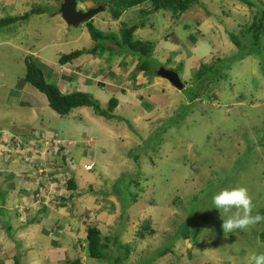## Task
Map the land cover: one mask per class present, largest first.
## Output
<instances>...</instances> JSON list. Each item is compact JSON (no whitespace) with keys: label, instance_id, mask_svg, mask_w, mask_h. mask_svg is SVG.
Here are the masks:
<instances>
[{"label":"rangeland","instance_id":"374dc122","mask_svg":"<svg viewBox=\"0 0 264 264\" xmlns=\"http://www.w3.org/2000/svg\"><path fill=\"white\" fill-rule=\"evenodd\" d=\"M76 1L77 8L84 10V6L82 9L80 7L82 0ZM92 1L94 7L101 4L105 6L93 19L103 34L119 36L122 25L129 26L133 22L140 25L141 21L144 24L134 31L135 34L133 32L134 40L146 38L142 41L152 42L154 47V42L161 46L167 40L169 48L164 52L166 56L162 57L157 46L156 51L160 53H155L153 49L151 57L166 69L180 67L179 76L185 87L182 90L173 88L174 93L170 98L166 95V102L169 104L165 107L156 106L152 112L154 115L143 111L138 119H134L135 112L119 107L118 115L128 123L118 122L116 119L111 121L108 130L110 141L105 140L106 137L94 129L96 143L100 145L93 148L94 142L89 141L87 136L90 122L84 114H76L78 109L61 117L48 105L40 103V99H33L30 93H24V99L21 100L22 93L18 88L25 82L19 83L18 80L13 84V78L15 73L23 75L24 66L23 69L20 67V72H15L11 65L17 63V58L13 56L0 77V82H4V85H13L15 88L7 105L0 90V113L6 120L0 123V131L13 126L20 130L29 115L34 119L35 125L43 119L44 125L37 127L56 132L61 144L71 148L73 162L79 167L59 169L60 177L56 181L66 182L68 177L75 175L73 177L77 190L66 189L65 183L59 184L60 187L55 191L62 190L61 196L81 194L83 207L86 204L83 199H87L90 206H95L96 209L92 208L95 209L94 215H91L93 212L90 209L83 208L81 217L85 218L83 226L90 222L108 238L105 258L98 260V264H244L249 252L264 251V240L259 236L260 232H264V221L248 230L224 237L219 212L215 209H200L210 207L211 196L215 191L231 186H244L248 189L254 205L253 215L257 209L264 207V37L261 40L260 55L255 53L242 60L235 59L239 51L229 39V33H232L243 42V47L249 45L250 36L246 32V26L257 12L258 7L255 5L258 0H250L255 3V7H248L241 0H197L176 18L163 11L141 17L139 10L135 8L127 12L125 10L120 17L108 9L105 0ZM42 2L38 6L48 9L49 6L44 5L45 0ZM144 6L149 9V5ZM51 14H45L44 27L56 26L54 24L60 21L51 17ZM40 18L42 19V15ZM203 19L206 22L202 24ZM200 23L201 27H207L198 35L196 31L199 30ZM87 28L86 24L68 28L75 35L84 29L82 48L86 47L89 40ZM192 44L195 46L191 52L194 60L182 59L183 53L190 55L189 46ZM75 45L69 50H78ZM243 50L246 51L245 48ZM18 54L19 57L22 56L21 53ZM217 57L234 58L228 63H216L218 74L214 70L208 71L203 84L197 81L194 71L198 69V63L210 64ZM26 58L25 67L28 61ZM153 61L150 58L151 68L157 67ZM59 66L57 62V67ZM101 71L104 72L103 69ZM210 74L215 75V81L209 82ZM63 75L69 76L68 73ZM64 80L68 81V78L64 77ZM47 81L57 84L58 79L56 75H52ZM71 83L69 80L65 86ZM108 95L110 98L116 97L113 91ZM12 101L18 104L12 105ZM20 101L22 105H19ZM35 108L40 115L34 118ZM88 108L94 112L92 108ZM14 133L15 130H12V134ZM1 144L0 193L5 195L18 190L10 189V185H18L21 180L32 181L33 164L31 158L22 159L14 152L15 170L10 176L9 167L12 162L8 164L9 157L6 155L13 150L12 144ZM81 147H88L85 156H89V161L93 158L89 170L85 169L87 165L82 166L85 159L75 156ZM102 147L104 155H101ZM2 152H5L4 158L1 156ZM59 162L56 160L57 164ZM34 169L37 170V167ZM78 173L82 175L80 180ZM36 175H46L47 180L53 181L51 174L36 172ZM120 177H124V182L119 187L117 181H121ZM16 180L19 182L16 183ZM132 181H136V184L131 183ZM21 186L24 187L23 184ZM126 186H129V190L137 198L122 216L123 210L118 197H124ZM33 194L34 200H30L28 194L26 202L36 203V191L32 192L31 197ZM25 211L26 206L19 204L18 213L24 214ZM0 212V228L6 233L9 230L6 231L5 225L1 224L8 223L10 213L2 209ZM100 214L106 215L105 219L101 220ZM143 224L149 226L150 230L144 232V237H140L138 230ZM204 229L214 230L215 238L211 234L207 237L202 232ZM65 237L61 240L68 242ZM115 239L120 243L119 249L114 247ZM170 246L173 253L159 255V250ZM73 253L75 254L74 251ZM69 258L72 260L76 255L69 254Z\"/></svg>","mask_w":264,"mask_h":264},{"label":"crops","instance_id":"0c3cea01","mask_svg":"<svg viewBox=\"0 0 264 264\" xmlns=\"http://www.w3.org/2000/svg\"><path fill=\"white\" fill-rule=\"evenodd\" d=\"M42 1L43 0H0V19L22 16L31 8L38 7L40 3H43ZM92 2V0H82V5H80L81 9L83 6L85 7V9L94 7V4ZM60 3L61 0H45L44 5H48L53 9H50L49 7L47 9V7H45L43 9V13L41 14H33L28 18L15 21L0 28V77L3 76V71L8 66V61L13 56H15L17 58V63L12 64L11 67L15 72H20V67L21 69H23L22 66H24V70H22L23 75L22 73H15L13 84L18 80L20 83L25 74L26 67L24 65V60L27 57V60L32 59L39 65L43 64L44 67L42 70L46 74L47 78L49 76L56 75L58 82L55 85H57L60 88V91H62L63 93H69L75 90L85 91L90 93L95 99H98L102 104H105L110 98V94L108 95V93H110V89H108L107 87L115 88L116 90L113 91V93L118 99V106L115 110L117 114L118 108L123 106L128 111L131 110L132 113L135 112L136 115L134 116V119H138L143 111H146L149 115H154L152 112L154 111L156 106L165 107L169 104V102H166V98H170V95L174 93L173 88L175 87H173L168 81L159 76L148 75L145 72L139 71L136 67L138 63V56L135 54H121L115 56L110 54V48H108L103 53L104 56L103 54H83L72 63H66L63 64L64 66L60 65L59 67H57L59 56L61 54L69 52V49L72 48L74 44H76V49H82V39L84 37V29L79 31L77 35L68 31V28L71 27V25H68L62 19L59 12ZM40 7L43 8L42 6ZM139 8L140 7H137L135 9L139 10ZM47 12L52 13L51 17L54 16L56 19L60 20L56 24H54L56 26H43L45 22L44 16ZM125 12H127V10ZM40 15H42V19L40 18ZM122 15L123 14H121L120 17ZM92 22L93 26L99 30L98 26L95 23V20ZM205 22L206 19L202 22V24ZM132 24L137 23L133 22L129 25ZM202 24H198L199 30L196 31L198 35L199 32H203V30H205V28L207 27L204 25L201 27ZM205 34L206 32L204 33V35ZM87 35V38L89 40L86 42V47L83 48H89L94 45L90 34L87 33ZM145 39L146 38H135V40ZM154 44L155 53H160L159 51H156V48L158 46L162 53V57L163 55L166 56L164 52H166V50L169 48L167 45L169 44V42L167 40H164L161 46L157 45L155 42ZM170 44L174 45L172 43ZM189 47L190 55H186V53H183L182 59L189 58V60H194L191 56V52L194 50L195 46L194 44H192ZM170 50L172 51V49ZM18 53H21L22 56L19 57ZM67 65L70 66L65 67ZM102 69L104 70V72L101 71ZM170 69L173 70L172 67H170ZM66 73H68L69 76L63 75ZM20 76H22V78ZM64 77H67L68 80L70 78V83H72L65 86L68 81L64 80ZM3 83L4 82H0V90L3 93V99L5 100V104L7 105L8 99L12 95H14L15 88H13V85H4ZM100 83L105 85V87L100 86ZM61 84L63 85L62 87ZM18 90H20L22 93L21 100L24 99V93H30L31 95H33L32 98L36 97L37 99L41 100L40 103L48 105L45 96L27 83H25L21 88H18ZM22 101L19 102V105H22ZM11 104L17 105L18 103L16 104L15 101H12ZM37 105H39V103H37ZM28 106H31V104H28ZM75 109H78V112L76 113L78 114V116L84 114L88 117L91 127L87 128L89 130L87 136L89 137V141L94 142L93 148H98L100 145L96 143V138L93 134L94 129L96 130V132H100L102 136L106 137L105 140L109 139L110 141L108 130L111 127L110 122L114 119H105L97 115L95 112L90 111L88 107H79ZM39 115L40 114L36 113L35 108L33 117L35 118ZM4 119L5 117L0 113V123L6 121ZM43 123L44 122L42 119V121H37L35 125L34 119L31 116L27 115L26 120L24 121V126L20 130L16 129L15 126L8 129L15 130V132L20 133V135L25 137V139L29 138V141H31L35 136H40L41 134L45 133H52L49 129L37 127L44 125ZM47 125H50V123H47ZM0 128H2V126H0ZM5 131L8 130H2L0 131V133H4ZM54 134H56V132H54ZM57 138H59V135L57 136ZM38 139L39 144L37 146L39 147L41 144V137H38ZM1 142L2 141H0V144ZM3 143L5 142L3 141ZM88 147H81L76 151L75 155L76 158L80 157L81 159H85V163L87 164L83 163L84 165L91 164L93 160V158H91L89 161V156H85V152H87L86 148ZM103 150L104 149L102 147V150H100L102 152L101 155H104ZM96 152H98V149ZM15 153L16 155H19L22 159H24L25 155L28 156L31 151L29 150ZM67 154L69 155V157H71V148H68ZM1 155H3V153H1ZM2 157L4 158V156ZM14 158V154L10 155L8 158V164L12 162L11 166L9 167L10 176L13 175L15 170V162H13ZM62 163L63 162H61V164ZM77 166L79 167V165ZM85 173H87L86 170ZM64 174L62 173V176L66 177ZM73 176L75 177V175ZM77 177H79L80 180L82 175L78 173ZM31 178L32 181L21 180L18 185H16L15 183L14 185H10V189H18L17 191L13 190V193H6L5 195H2L0 193V197L2 199V202L0 201V209L4 210L7 213H10V217H8V223L1 224V226L5 225L4 228L6 229V231L9 230L6 233H10L6 234L0 228V264H16V262L18 264H63L69 261V254L76 255V258L80 259L81 264H98V259L88 257L85 247L86 229L88 226L93 224H89V222L88 224L86 223L85 226H83L82 222H85V218L83 219V217H81L83 208H85L86 210L90 209L93 212L91 215H94V210L96 209L95 206H90L87 199H83L86 202L83 207V205L81 204V194L78 195L73 193V197L71 198H73L74 200L71 198L68 199L63 206H57L54 208L52 206H50L49 208L40 206L41 208L36 210V203L30 204L32 201H30L29 203L26 202L28 200L27 195L30 194V200H34V194L32 195V197L31 194L34 191L37 192L39 189V192L36 195L44 198V196L41 194L42 189L44 191H47L49 184H57V186H59L60 183H58L54 179L52 182H50V180H46V182H41L43 186L39 187V183L35 181V170H32ZM18 182L19 181L16 180V183ZM22 184L24 185V187L21 186ZM57 193L61 196L62 190H58ZM67 196L68 195L65 194L64 197L66 198ZM19 201H21V203L26 206L27 211H25L24 214L18 213L19 204H21ZM76 203L77 205H75ZM14 204L16 205L13 206ZM13 212L16 217L14 216ZM105 216L106 215L102 216L100 214L99 217L102 220L105 219ZM92 219H94V217H92ZM91 222H94V220ZM64 236H66L65 238H67L68 242L61 240V238ZM70 244H72V246ZM73 251L75 252V254L73 253ZM16 259L19 260L16 261Z\"/></svg>","mask_w":264,"mask_h":264},{"label":"trees","instance_id":"16d2710c","mask_svg":"<svg viewBox=\"0 0 264 264\" xmlns=\"http://www.w3.org/2000/svg\"><path fill=\"white\" fill-rule=\"evenodd\" d=\"M105 1L108 9L111 10L113 13H115L116 16H120L121 13L125 10L140 7L139 12L141 17L148 16L149 14L155 12L156 9V12H160V11L167 12L170 13V15L171 14L174 15V17L176 18L178 17V15L187 11L192 6V4L197 0H105ZM241 1L244 2L248 7L256 6L258 7V9L257 12H255V14L253 15L252 21L249 23L248 26H246V32L250 36V41L248 46L244 45L243 47L242 46L243 42L240 41L239 37L235 34L229 33L230 41L239 51V54L236 55L235 57V59L238 60H242L246 56L255 53L256 55H260V51H261L260 48L262 46L261 40L262 37H264V1L258 0L256 5L254 2L250 0H241ZM145 4L149 5V9H146V7L144 6ZM41 13H43V9L40 6H38L31 8L27 13H25L22 16L2 18L0 19V28L8 24H11L15 21L28 18L33 14H41ZM85 24L88 27L87 30L88 33L90 34V37L94 45L89 48L73 50L70 53L60 55L58 58V62L60 65L66 63H72L74 60L78 59L83 54L102 55L108 48H110V54L115 56L121 54L137 55L138 56V63L136 65L137 69L147 74L158 76L156 74V71L160 68L161 63L154 60L156 63L155 65H157V67L151 68L149 66L150 58L153 61L151 57L152 51L154 49V46H152V42L134 40L132 37L133 32L140 26L142 27V25L144 24L143 22L140 21V25H138V23L129 26L122 25L121 30L119 32L120 33L119 36L111 33H109L108 35L103 34L101 31H99L93 26L92 20L84 23V25ZM244 48L246 49V51L243 50ZM262 55L264 56V54ZM217 58L218 59H215L216 60L215 62L212 61L210 64H206V63L202 64L200 62L201 64L197 66L198 69L196 68L194 71V77L197 81H200V83L203 84V81L206 80L205 75L208 71L214 70V72L218 74L219 71L218 68L216 67V63L219 62L228 63L234 57H227L228 59H223L221 57L220 59L219 57ZM43 67H44L43 64L39 65L32 59H28V61H26L25 74L21 81L28 83L29 85L34 87L38 92L43 94L47 100L48 106L57 115L62 117L68 115L69 112L75 108L90 107L97 115L105 119H116L117 121H125L126 123H128V121L124 117L116 114L115 112L118 106V99L116 97H111L109 98L107 103L102 104L100 101L99 103L98 100L95 99L90 93L85 91L75 90L69 93H62L57 85L51 84L47 81V76L42 70ZM174 70L177 71L178 74H180L181 68L176 67ZM213 76L212 74L209 75L210 77L209 82L215 81ZM69 80L71 81L70 78ZM100 86L105 87V85L103 84H101ZM107 88L110 89V91L116 90L113 87H107ZM59 149L60 151L65 150L64 146H60ZM71 162H72L71 167L77 166L76 162H73V159L71 160ZM120 178L121 181H117L119 187L121 186L120 185L121 182L122 181L124 182V177H120ZM131 183L136 184V181L135 182L132 181ZM65 187L70 191L77 190V185L74 181L73 175H71L66 180ZM123 194L124 197L121 196L118 197V200L120 201L121 210H123L121 214L122 216L125 215V210L129 207V205L132 202H135L137 198L136 194L129 190V186H126L125 192H123ZM70 198H71V194L68 195L66 198L64 196H60L59 199L57 200L58 202L57 201L55 202L54 207L65 205L67 200ZM0 201L2 202L1 197H0ZM36 204H37L36 210L40 209L41 208L40 206L47 208L46 205H44L38 199H36ZM254 214L255 215L259 214L261 216H264V207H260L259 209H257ZM145 225L146 224H143L142 227L138 230V234L140 235V237H144V232H149L148 231L149 226H145ZM259 236L264 240V232H260ZM184 237H185L184 239H186V236ZM107 239L108 238L106 236L102 235L101 230L97 226L95 225L88 226L85 235V247L88 257L95 258L98 260L104 258L105 257L104 251L107 250L109 246L107 245L108 243L106 242ZM114 243H115L114 247L116 246L117 249H119L118 247V245L120 246L119 241H116L115 239ZM167 253H173L171 246L170 248H164L163 250H159V255H164ZM16 264L18 263L16 262ZM63 264H81V261L79 258H75Z\"/></svg>","mask_w":264,"mask_h":264},{"label":"clouds","instance_id":"9594fccd","mask_svg":"<svg viewBox=\"0 0 264 264\" xmlns=\"http://www.w3.org/2000/svg\"><path fill=\"white\" fill-rule=\"evenodd\" d=\"M85 10H81V11H85ZM6 130L8 131L5 132H12L11 129H6ZM2 133L3 132L0 133L1 134L0 137L2 136ZM53 133L54 132L45 133V134H53ZM14 134L20 136V138L24 143L30 142L29 138L25 139V137L20 135V133L15 132ZM42 135L43 134H41L40 136H35L33 137V139H37V141H39L38 137H41ZM55 135L58 136L57 133ZM67 153L68 151L64 152V150L62 151L59 150V153L57 152L55 156V161L56 160L60 161L58 164L56 163L60 169L71 168L72 158L69 157ZM61 162L63 163L61 164ZM253 208L254 205L252 202V197L249 195L248 189L244 186H231V187H223L220 188L218 191H215L211 196L210 207L200 209V211L211 210V209L217 210L219 212V218L222 221L221 229L223 235L224 237H227L229 234H235L238 231L248 230L252 226L260 223L261 221H264V216H261L259 214L253 215ZM202 232L206 234L207 237L209 236V234H211L212 238H215V232L212 229H204ZM244 264H264V251L249 252L245 257Z\"/></svg>","mask_w":264,"mask_h":264},{"label":"built area","instance_id":"2783aa9c","mask_svg":"<svg viewBox=\"0 0 264 264\" xmlns=\"http://www.w3.org/2000/svg\"><path fill=\"white\" fill-rule=\"evenodd\" d=\"M0 141L5 142L2 144L3 146H5V144H7V146L12 144L13 150L10 151L9 155H6L8 157L12 155L14 152H23L29 150L31 151V153L28 156L25 155V159H28V157L32 159V164H34L32 168L33 170H35V177H37L35 178V181L39 183L38 184L39 187L43 186L41 182L43 181L46 182L47 178L46 175L42 177H38L36 175V172H38V174H41L43 172L45 174H51L50 178L54 180H57L58 177H60L59 174L60 168L56 164L55 156L57 152L60 150L59 147L65 145L61 144L62 141L59 138H57V136L54 133L43 134L41 136V140H40L41 144L39 147L37 146L39 144V141H37V139H33L29 143H24L20 138V136L16 134H12V132L2 133V136L0 137ZM67 151H68V146H65L64 152ZM2 153L3 155L5 154V152ZM34 167H37V170L34 169ZM84 167H86V165H84ZM85 169L87 170L91 169V164L87 165ZM57 182L60 184L66 183L65 181H61V180ZM56 188H58L57 184L56 185L49 184L47 191H44L43 189L41 190V194L44 196V198L36 195L38 194L39 189L35 195L36 197H38L39 201H41L44 205H46L47 208H49L50 206L54 207V204L57 201L55 200V198H57V196L59 195L57 193L58 190L55 191Z\"/></svg>","mask_w":264,"mask_h":264},{"label":"water","instance_id":"95a60500","mask_svg":"<svg viewBox=\"0 0 264 264\" xmlns=\"http://www.w3.org/2000/svg\"><path fill=\"white\" fill-rule=\"evenodd\" d=\"M104 9L103 5H98L97 7H91L85 11L78 10L77 1L76 0H61L59 12L61 14L62 19L73 27H77L83 23L90 21L94 15L99 13ZM156 74L168 81L173 87L182 90L185 85L180 79L179 74L172 70L166 69L161 66Z\"/></svg>","mask_w":264,"mask_h":264}]
</instances>
